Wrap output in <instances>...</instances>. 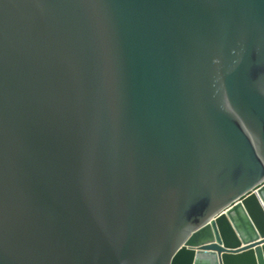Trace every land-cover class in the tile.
<instances>
[{"label": "water", "instance_id": "95a60500", "mask_svg": "<svg viewBox=\"0 0 264 264\" xmlns=\"http://www.w3.org/2000/svg\"><path fill=\"white\" fill-rule=\"evenodd\" d=\"M0 264H264V0H0Z\"/></svg>", "mask_w": 264, "mask_h": 264}]
</instances>
